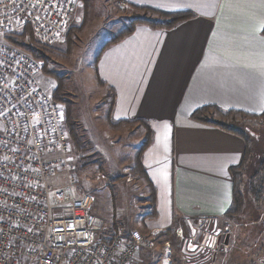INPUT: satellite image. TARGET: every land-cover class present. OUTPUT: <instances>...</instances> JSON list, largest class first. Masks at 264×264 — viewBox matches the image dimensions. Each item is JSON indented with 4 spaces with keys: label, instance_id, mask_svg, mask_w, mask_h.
Here are the masks:
<instances>
[{
    "label": "crops",
    "instance_id": "obj_1",
    "mask_svg": "<svg viewBox=\"0 0 264 264\" xmlns=\"http://www.w3.org/2000/svg\"><path fill=\"white\" fill-rule=\"evenodd\" d=\"M116 6L126 15L141 7L193 16L168 30L139 26L97 63L99 78L116 94L113 118L142 119L153 131L142 163L156 189L157 219L144 221L146 229L222 217L232 201L230 170L241 163L245 143L192 115L206 106L264 113V0Z\"/></svg>",
    "mask_w": 264,
    "mask_h": 264
},
{
    "label": "built area",
    "instance_id": "obj_2",
    "mask_svg": "<svg viewBox=\"0 0 264 264\" xmlns=\"http://www.w3.org/2000/svg\"><path fill=\"white\" fill-rule=\"evenodd\" d=\"M78 1L0 0V264H132L158 234L145 239L119 224L100 239L107 224L92 198L74 196L63 112L37 78L41 62L17 46L28 45L27 32L40 46L58 45ZM163 248L159 264H172L170 242Z\"/></svg>",
    "mask_w": 264,
    "mask_h": 264
},
{
    "label": "rangeland",
    "instance_id": "obj_3",
    "mask_svg": "<svg viewBox=\"0 0 264 264\" xmlns=\"http://www.w3.org/2000/svg\"><path fill=\"white\" fill-rule=\"evenodd\" d=\"M82 2L78 1L62 42L46 55L49 72L64 81L62 88L42 69L37 78L63 112L69 139L67 165L75 178L74 196L89 195L91 212L107 224V232L100 239L106 240L119 224L126 233L137 231L148 239L157 230L145 227L144 221L152 222L146 219L147 190L133 170L136 152L145 140L144 128L136 123L116 131L108 128L104 117L107 107L102 103L105 89L98 85L95 73L104 44L128 24L132 15L141 13L133 9L130 15L120 13L116 0H88L86 10ZM71 28L80 30L71 33L68 55L64 42ZM224 121L252 140V155L239 189L243 195L241 215L202 219L199 225L197 221L177 220L170 237L158 231L152 246L143 249L132 264H159L166 241L171 245L172 264H264V172L259 170L264 158V118L249 123L242 118L233 123ZM64 182V178L51 181L54 186ZM179 230L182 235L178 238L175 235ZM216 235L220 238L213 241Z\"/></svg>",
    "mask_w": 264,
    "mask_h": 264
},
{
    "label": "trees",
    "instance_id": "obj_4",
    "mask_svg": "<svg viewBox=\"0 0 264 264\" xmlns=\"http://www.w3.org/2000/svg\"><path fill=\"white\" fill-rule=\"evenodd\" d=\"M80 1L81 2L83 1L82 3L86 10V8L88 7L87 5L88 0H80ZM132 9L141 14L132 15L131 18H129L128 24L104 44V46L102 47L101 53L105 49H107L109 46L118 44L125 38L131 36L135 32L136 28L139 26H146L152 29L168 30L193 17L192 14L187 13V12L167 14V13H162V12L155 11V10L148 9V8L132 7ZM80 28L79 29L71 28L66 37V40L64 42V47L65 49H67L66 53L68 55L70 54V50H71V47H70V43L72 40L71 33L74 32V30H77L78 32ZM263 35H264V30H263ZM27 36H28V39H27L28 45H24L23 43L18 44L14 41L12 42L18 44L17 46L19 48L31 54L35 59L41 61L43 64L42 72H44L46 75L50 77H53L61 89L64 83L63 79L58 78L52 72H49L48 67H47L48 63H47L46 55L51 50L54 51L55 49H53V47L38 45L36 42H34L33 38L30 36L28 32H27ZM101 53L99 54V56H97V59H96L95 73H96L98 85L102 87L103 89H105V97L103 98L104 101H102V103L104 107H107V109H105V112H104L105 114L104 117H105V122L108 128L116 131V130L121 129L122 126L130 125L131 123L141 124V126H143L144 128L145 140L141 142L136 152L138 154V158H137V161H136V164L133 170L135 171L134 173L135 176L142 180L147 190V197H148L147 201L149 202V207H148L149 211H148V214L146 215V219L148 220L151 219L152 221H155L157 219L156 189L153 186V184L149 181L146 175V172H145V168L142 163L143 154L145 153V151H147V149L153 143V131L151 127L149 126V124L143 121L142 119L115 120L113 118V109L115 106V99H116L115 91L113 88L108 87L106 83L99 78L98 73H97V63H98ZM55 100L56 99L54 98V101ZM66 106H67V109H70V106L68 105ZM207 116H213V118L211 117L209 118ZM236 118H242L244 119L245 122L249 123L250 120L264 118V113L261 115H250V114L243 113L240 111H234V110L225 111L215 106H206V107H202L196 110L192 115V120L203 123V124L214 126L220 130L236 135L239 138H241L245 143V152H244L241 163L239 164L238 167L232 168L230 170L232 180H233L232 201H231L229 208L226 210V212L223 215L224 219H232L238 215H241L243 211V195L239 189L242 183V177L244 175V172L247 168V164L252 155V147H253L252 140L250 137H248L247 135L241 132L239 133L234 129H231L232 126L229 123H226L225 121L222 122V119H224L226 121L229 120L233 123ZM71 134L73 136L72 132ZM259 170H261V172H264V158H263V161H262V164ZM250 183H251L250 187L252 191V185H253L252 179L250 180ZM161 232H162L161 236L165 238L170 237L168 235H171V233L173 232V226Z\"/></svg>",
    "mask_w": 264,
    "mask_h": 264
},
{
    "label": "water",
    "instance_id": "obj_5",
    "mask_svg": "<svg viewBox=\"0 0 264 264\" xmlns=\"http://www.w3.org/2000/svg\"><path fill=\"white\" fill-rule=\"evenodd\" d=\"M226 242H227V240H226Z\"/></svg>",
    "mask_w": 264,
    "mask_h": 264
}]
</instances>
